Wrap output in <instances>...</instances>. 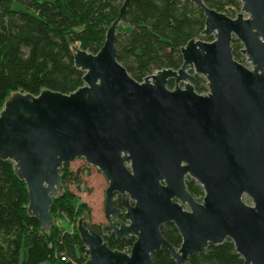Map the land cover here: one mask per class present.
<instances>
[{
    "label": "water",
    "instance_id": "95a60500",
    "mask_svg": "<svg viewBox=\"0 0 264 264\" xmlns=\"http://www.w3.org/2000/svg\"><path fill=\"white\" fill-rule=\"evenodd\" d=\"M131 1H123L96 54L72 47L83 86L69 94L17 92L0 110V160L25 184L28 216L49 232L50 209L63 191L61 170L82 159L107 182L109 226L102 232L134 239L129 252L110 249L83 224V211L76 228L88 250L83 264H153L161 249L174 264H186L226 240L243 264H264V0H239L235 18L190 0L204 16L200 37L212 41L191 39L180 48L179 69L141 82L116 57L117 28ZM233 39L248 66L234 59ZM194 75L206 81V93L190 84ZM184 176L201 186L200 203ZM114 193L125 213L113 207ZM119 216L126 223L117 228L112 217ZM168 224L180 235L178 248L161 233Z\"/></svg>",
    "mask_w": 264,
    "mask_h": 264
},
{
    "label": "trees",
    "instance_id": "16d2710c",
    "mask_svg": "<svg viewBox=\"0 0 264 264\" xmlns=\"http://www.w3.org/2000/svg\"><path fill=\"white\" fill-rule=\"evenodd\" d=\"M123 1L0 0V110L17 92L38 95L48 89L69 94L83 86V72L74 66L72 47L96 54ZM203 1L230 18L241 8L239 0ZM203 28L202 11L190 0H132L117 28V61L137 82L158 70H177L182 64L180 48L201 38ZM231 46L234 59L244 64L239 41L233 39ZM191 84L197 93L207 92L201 76L195 75ZM167 86L171 89L174 84ZM188 188L197 199L203 195L193 182ZM27 206L25 184L17 179L10 162L0 160V264H83L87 260L88 250L77 229L71 234L53 226L45 234L38 220L28 216ZM56 208L70 222L78 216L63 195L54 200L51 216ZM161 233L173 246H180V235L172 224L163 226ZM104 241L112 250L129 252L134 240L111 243V237H106ZM152 260L153 264H174L165 249L153 254ZM186 264H243V260L226 240L190 257Z\"/></svg>",
    "mask_w": 264,
    "mask_h": 264
},
{
    "label": "rangeland",
    "instance_id": "374dc122",
    "mask_svg": "<svg viewBox=\"0 0 264 264\" xmlns=\"http://www.w3.org/2000/svg\"><path fill=\"white\" fill-rule=\"evenodd\" d=\"M203 38L199 39L203 40ZM203 41L210 42L212 40ZM243 65L248 66L246 61ZM63 173V199L70 202L73 212L77 213V217H81L83 211H85L89 224L104 225L106 223L104 192L107 188V182L101 172L97 168L86 164L84 160L77 159L68 163L64 167ZM244 200L247 204L251 203L247 197ZM73 217H76V215L73 214ZM77 217L74 222H70L65 215L57 210L52 216L53 226L71 234L75 233Z\"/></svg>",
    "mask_w": 264,
    "mask_h": 264
},
{
    "label": "flooded vegetation",
    "instance_id": "af4514ba",
    "mask_svg": "<svg viewBox=\"0 0 264 264\" xmlns=\"http://www.w3.org/2000/svg\"><path fill=\"white\" fill-rule=\"evenodd\" d=\"M240 12V11H239ZM238 14V13H237ZM245 58V57H244ZM195 76V75H194ZM193 76V77H194ZM192 77V78H193ZM192 80V79H191ZM191 80H190V84H191ZM170 82H172V81H170ZM174 84V83H173ZM192 85V84H191ZM180 86H182V85H180ZM173 88V87H172ZM171 88V89H172ZM207 88V87H206ZM206 93V92H205ZM199 94V93H198ZM201 94H204V93H201ZM189 181L190 182H193L194 184H196V185H198L200 188H201V186L194 180V179H192L191 177H189V176H184V183H185V186H186V189H187V191L189 192V194L191 195V197L196 201V202H198V203H200L201 201H202V198H203V196H204V194L202 195V196H199V198L197 199V198H195L192 194H191V192L189 191V188H188V183H189ZM201 190H202V188H201ZM202 192H203V190H202ZM111 201H112V205H113V207L116 209V210H119L120 211V213H125V209L123 208V205H122V201H121V198H120V196H119V194H117V193H114L112 196H111ZM131 205H133V203L131 202L130 203ZM183 208H187V206H183ZM106 218V217H105ZM112 223H114V224H116V227L118 228L119 227V224L117 223V222H123V223H126V221L124 220V218L122 217V216H119V217H117V218H115V217H112ZM85 222H83V224H84ZM85 224H89V223H85ZM92 227H93V229H94V231L95 232H97V233H99V234H101L102 236H103V239L104 238H106V237H111V243H114V242H122V241H131V240H134L133 238L132 239H130V240H127V239H125V238H123V239H117L116 237H115V234L113 233V232H106V233H103L102 231H103V228H106V227H108L109 226V222H108V220H107V218H106V223L104 224V225H98L97 223H92V224H90ZM169 225V224H168ZM174 226V225H173ZM163 227V226H162ZM161 227V228H162ZM125 252V251H124Z\"/></svg>",
    "mask_w": 264,
    "mask_h": 264
},
{
    "label": "built area",
    "instance_id": "2783aa9c",
    "mask_svg": "<svg viewBox=\"0 0 264 264\" xmlns=\"http://www.w3.org/2000/svg\"><path fill=\"white\" fill-rule=\"evenodd\" d=\"M64 260V258H62Z\"/></svg>",
    "mask_w": 264,
    "mask_h": 264
}]
</instances>
